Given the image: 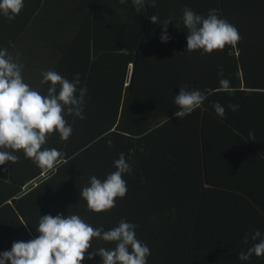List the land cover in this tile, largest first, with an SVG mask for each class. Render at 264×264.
I'll use <instances>...</instances> for the list:
<instances>
[{
    "label": "trees",
    "instance_id": "1",
    "mask_svg": "<svg viewBox=\"0 0 264 264\" xmlns=\"http://www.w3.org/2000/svg\"><path fill=\"white\" fill-rule=\"evenodd\" d=\"M202 5L196 13L207 17L212 4ZM215 13L237 27L241 40L215 51L212 73H207L212 67L207 61L196 69L185 66L187 36L176 21L183 12L172 13L179 37L170 39L167 47L159 40L164 51L158 47L159 24L151 22L147 30L146 13L139 15L138 25L125 28L131 48L127 61L133 59L132 50L139 49L140 65L149 63V74L139 70L135 86L126 87L122 101L125 62L121 76L112 77L118 83L113 98L109 93L99 103L93 91L90 136L70 142L55 138L53 148L62 155L51 169L35 165L20 171L16 163L2 165L0 252L11 250L13 242L37 237L40 216L75 214L106 231L121 219L135 224L137 239L150 248L147 264H264V257L255 255L248 261L238 259L242 249L255 243V230L264 234V12L256 11L249 19L242 12L233 15L225 4ZM92 27L97 42L102 32ZM108 37V50L116 52L113 24ZM221 67L223 78L230 81L229 92L217 91ZM185 85L207 94L200 106L179 119L174 97ZM214 102L225 107L224 117L215 113ZM229 104L239 109L232 111ZM161 119L165 121L159 124ZM84 120H74L75 139L82 130L80 122L87 132ZM121 153L132 168L123 176L126 196L116 198L111 210L90 211L80 190L89 177L103 181L114 172ZM114 246L93 238L86 257L100 247ZM82 264L102 260L96 255Z\"/></svg>",
    "mask_w": 264,
    "mask_h": 264
},
{
    "label": "clouds",
    "instance_id": "2",
    "mask_svg": "<svg viewBox=\"0 0 264 264\" xmlns=\"http://www.w3.org/2000/svg\"><path fill=\"white\" fill-rule=\"evenodd\" d=\"M127 0H120L121 4ZM156 7L157 0H132L136 11L141 12L146 3ZM24 7V0H0V14L9 22ZM153 24L163 26L162 42L170 41L167 28L172 18L159 22V17H149ZM182 23L187 29V52L201 50L203 54H211L216 50H223L226 46L235 47L241 40L239 30L226 19L220 18L215 11L207 17L197 14L191 8L183 9ZM23 65L9 54L7 48L0 49V165L7 162L16 163L19 159L13 152L22 150L26 158L41 169H51L62 155L55 148H43L47 136L58 132L61 140L67 141L73 128L65 119L72 116L85 119L84 105L87 95V86H80V75L75 74L70 81L54 70L41 73V84L50 83L47 94L42 95L24 82L22 76ZM219 76L220 88L217 91H231L230 81L223 78L221 67ZM79 86V87H78ZM206 92L188 90L181 86L174 102L180 110L174 115L182 119L191 114L206 99ZM212 107L215 113L224 117L225 107L214 102ZM228 109L237 111L238 104H229ZM251 135V134H250ZM112 147V141H108ZM116 170L101 181L96 176L89 177L88 184L80 190L87 207L93 212H103L115 207L116 198H124L127 194V183L124 174L131 173L132 168L121 153L114 161ZM6 170V169H5ZM136 225L121 219L118 226L104 230L101 226L94 228L84 222L79 215L51 214L40 216L38 227L39 235L28 241L13 242L11 250L0 252V264H82L87 258L93 259L99 255L102 264H147L150 248L137 239ZM93 238L105 242H113L111 249L100 247L87 255L93 248ZM255 241L246 250L242 249L238 259L248 261L253 255L264 257V234L255 230L251 235ZM246 235L243 243L248 244Z\"/></svg>",
    "mask_w": 264,
    "mask_h": 264
},
{
    "label": "crops",
    "instance_id": "3",
    "mask_svg": "<svg viewBox=\"0 0 264 264\" xmlns=\"http://www.w3.org/2000/svg\"><path fill=\"white\" fill-rule=\"evenodd\" d=\"M204 2L212 4L209 8L211 11L221 10L227 4L233 15L242 12L249 19L256 11L264 12V0H157L156 7H151L150 2L146 3L139 13L133 6L132 0H127L124 4H121L120 0H24V7L14 21L9 22L0 14V49L7 48L9 54L23 65L24 82L42 95L47 94L51 83H40L43 71L54 70L70 81L75 74L80 75V86L86 85L88 90L85 97L84 115L89 125H87L86 132L85 126L81 125L85 123L83 119L82 123L80 122L82 133H78L77 139L71 134L67 142L82 141L86 138V133L90 136V128L92 129L90 123L93 91L97 93L99 103L101 100L106 101L109 93L110 96L112 95L109 99L113 98L118 83H114L112 77L121 76L120 72L124 69V63L128 62L123 101L126 87L135 86L139 70L144 69L147 74L150 72L149 63L140 65L139 49H133V59L127 61L131 48L125 28L138 25L139 15L146 13L148 30L151 24L150 12L158 16L159 22L162 23L170 17L173 18L172 13L183 12L185 7L197 12L196 10H200ZM182 16L176 20L179 21L177 26L181 27L182 32H185L187 36L188 32L182 23ZM260 19L264 20V17ZM93 24L99 27L100 34L102 32L97 42L92 36ZM111 24L116 27L114 39L116 52L108 50V28ZM163 32V26L159 24L157 38L160 48L159 40L161 41ZM167 33L169 36L172 33L171 39L179 37L173 21L168 25ZM161 43L167 47L170 46L171 41L166 43L161 41ZM97 47L100 51H97ZM184 48L183 60L187 68L203 67L204 62L207 61V64L212 66L207 73H212L215 51L202 55L201 50L188 53L187 46ZM190 72L202 73L197 70H190ZM137 88L138 86L136 90ZM97 97L94 96L95 100ZM132 111L135 110L132 109ZM65 119L74 127V117L66 115ZM164 121L161 119L157 122L162 124ZM59 136L58 132L49 134L42 147L53 148V142ZM0 150L12 151L11 149ZM15 155L19 157L15 166L18 170L30 171L35 168L36 164L32 159L26 158L22 150L15 151ZM10 163L12 165V162H9V166ZM1 167L2 165H0V170ZM44 172L41 175H44Z\"/></svg>",
    "mask_w": 264,
    "mask_h": 264
},
{
    "label": "rangeland",
    "instance_id": "4",
    "mask_svg": "<svg viewBox=\"0 0 264 264\" xmlns=\"http://www.w3.org/2000/svg\"><path fill=\"white\" fill-rule=\"evenodd\" d=\"M31 182H33V181H31Z\"/></svg>",
    "mask_w": 264,
    "mask_h": 264
}]
</instances>
